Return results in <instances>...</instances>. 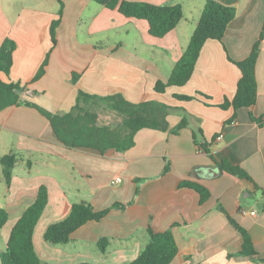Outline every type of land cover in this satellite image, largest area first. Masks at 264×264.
Returning a JSON list of instances; mask_svg holds the SVG:
<instances>
[{
  "label": "crops",
  "instance_id": "0c3cea01",
  "mask_svg": "<svg viewBox=\"0 0 264 264\" xmlns=\"http://www.w3.org/2000/svg\"><path fill=\"white\" fill-rule=\"evenodd\" d=\"M124 1L180 5L183 17L163 38H155L145 20L126 18L93 0H62L61 18L58 0H0V46L5 39L15 43L9 75L0 73V79L23 87L22 103L63 114L83 92L170 108L167 131L141 129L129 150L102 155L61 145L34 108L0 111V159L17 158L8 184L0 163V209L8 214L0 229V253L44 186L47 204L32 238L42 264H128L147 245L148 228L153 233L172 231L178 251L170 264H264V0H214L235 8V18L221 41L204 43L187 83L163 93L155 86L166 83L188 46L206 0ZM59 18L53 44L51 24ZM262 33L255 104L236 111L220 108L233 99L241 77L231 61L246 59ZM46 60L44 74L34 80ZM73 74L78 76L75 83ZM182 122L185 126L173 134ZM194 135L208 144L215 161L238 166L250 180L221 169L217 173ZM116 178L120 182L113 184ZM186 180L205 187L209 199L199 204L194 190L179 188ZM80 202L96 212L114 204L123 208H111L100 221L87 222L65 245L45 242L47 227ZM229 219L248 234L255 255L240 254L243 240ZM101 239L108 242L104 252L98 247Z\"/></svg>",
  "mask_w": 264,
  "mask_h": 264
},
{
  "label": "trees",
  "instance_id": "16d2710c",
  "mask_svg": "<svg viewBox=\"0 0 264 264\" xmlns=\"http://www.w3.org/2000/svg\"><path fill=\"white\" fill-rule=\"evenodd\" d=\"M99 5L110 10L117 9L126 18L145 20L148 24V33L155 38H163L172 31L183 17L180 5L155 6L144 2H130L124 0H93ZM60 4L59 17L62 15L63 3ZM235 8L222 5L214 0H206L200 13L196 28L194 29L188 46L176 62L166 83L158 82L155 86L157 93H163L167 87L183 86L189 80L199 53L207 40L221 41L228 25L235 18ZM59 20L52 22L50 34L53 44L55 43V30ZM263 39V33L253 45L249 56L240 62L231 61L241 73L237 83L233 99L220 106L222 109L231 107L234 111L241 108H250L256 102L255 64L259 55V45ZM15 43L5 39L0 46V73L9 75L12 65V54ZM47 60L39 68L34 80L44 74ZM77 75H72V82H76ZM23 87L13 82H3L0 79V111L9 107L25 105L36 109L44 116L52 129L57 142L68 149H89L104 154L108 150L125 152L134 145V136L141 129H152L165 132L168 130L167 115L169 107L154 101L132 104L120 95L106 97L88 95L79 92L76 103L72 109L63 114H50L36 105L20 101ZM179 100L190 101V97L175 96ZM105 104L110 110L121 117V122L114 127L99 125L98 115L93 107ZM185 126V122L179 124L173 134H177ZM201 134V132H199ZM195 144L215 162L221 171L234 175L240 179L250 180L247 173L238 166L231 165L228 161L217 162L209 154L208 144L193 136ZM17 162L14 155H5L0 159L3 167L2 173L6 183H9L11 170ZM179 188H189L199 195V204L209 199L208 190L202 185L182 181ZM47 204V189L40 186L36 199L16 221L11 229L6 243V249L0 253L1 264H42L33 245L34 228ZM111 208H123L114 204ZM111 208L96 212L87 202L74 203L71 205L69 214L63 220L51 224L44 232L43 239L51 245H65L70 236L78 228L89 221L98 222L103 219ZM231 224L240 233L243 243L240 254L243 256L255 255V250L248 234L236 222L229 219ZM8 221V214L0 209V229ZM148 243L139 253L137 258L128 264H170L177 255V245L172 231L166 230L161 233H153L147 230ZM108 242L101 239L98 242L100 251L104 252Z\"/></svg>",
  "mask_w": 264,
  "mask_h": 264
},
{
  "label": "rangeland",
  "instance_id": "374dc122",
  "mask_svg": "<svg viewBox=\"0 0 264 264\" xmlns=\"http://www.w3.org/2000/svg\"><path fill=\"white\" fill-rule=\"evenodd\" d=\"M93 110L96 111L98 115L97 123L99 125L114 127L121 122V117L110 110L105 104H99L96 107L94 106Z\"/></svg>",
  "mask_w": 264,
  "mask_h": 264
},
{
  "label": "built area",
  "instance_id": "2783aa9c",
  "mask_svg": "<svg viewBox=\"0 0 264 264\" xmlns=\"http://www.w3.org/2000/svg\"><path fill=\"white\" fill-rule=\"evenodd\" d=\"M222 138V135H219L218 136V139H221ZM120 182V179L119 178H116L112 183H119ZM255 213L254 212H251V215H254Z\"/></svg>",
  "mask_w": 264,
  "mask_h": 264
},
{
  "label": "water",
  "instance_id": "95a60500",
  "mask_svg": "<svg viewBox=\"0 0 264 264\" xmlns=\"http://www.w3.org/2000/svg\"><path fill=\"white\" fill-rule=\"evenodd\" d=\"M221 171H220V169H217V173H220Z\"/></svg>",
  "mask_w": 264,
  "mask_h": 264
}]
</instances>
